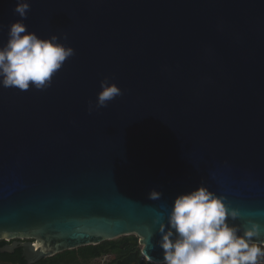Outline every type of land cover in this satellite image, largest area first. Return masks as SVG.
I'll use <instances>...</instances> for the list:
<instances>
[{"label":"water","instance_id":"obj_1","mask_svg":"<svg viewBox=\"0 0 264 264\" xmlns=\"http://www.w3.org/2000/svg\"><path fill=\"white\" fill-rule=\"evenodd\" d=\"M27 2V31L75 54L43 90L0 86V253L135 235L162 264L159 222L199 186L264 241V0ZM15 4L0 0V47ZM105 78L122 95L97 109Z\"/></svg>","mask_w":264,"mask_h":264},{"label":"clouds","instance_id":"obj_2","mask_svg":"<svg viewBox=\"0 0 264 264\" xmlns=\"http://www.w3.org/2000/svg\"><path fill=\"white\" fill-rule=\"evenodd\" d=\"M29 11L27 0H16L13 12L21 19L9 25L7 42L0 47V86L4 88L26 91L31 86L43 90L75 54L72 47L61 43L55 35L41 39L27 31L23 20ZM100 88L95 102L97 109L107 107L108 102L122 95L121 89L108 78L101 81ZM92 110L89 102V113ZM161 196L155 190L148 194L150 200H159ZM238 216L222 197L205 186L178 195L166 224L158 221L162 264H264V241L258 242V225L242 230L230 223Z\"/></svg>","mask_w":264,"mask_h":264},{"label":"flooded vegetation","instance_id":"obj_3","mask_svg":"<svg viewBox=\"0 0 264 264\" xmlns=\"http://www.w3.org/2000/svg\"><path fill=\"white\" fill-rule=\"evenodd\" d=\"M6 242L9 244L11 241ZM107 242L108 243L95 251L80 252L76 250L66 256L53 258L57 255L55 254L43 258L34 264H97L99 262H106L105 264H118L126 258L136 259L137 264H152L141 256V250L138 248L139 243L135 237L125 236L119 241L109 240Z\"/></svg>","mask_w":264,"mask_h":264},{"label":"trees","instance_id":"obj_4","mask_svg":"<svg viewBox=\"0 0 264 264\" xmlns=\"http://www.w3.org/2000/svg\"><path fill=\"white\" fill-rule=\"evenodd\" d=\"M8 242L1 240L0 241V248H2L3 246H5ZM106 242L100 243L98 245H89V246H84V247H79L77 249L74 250H69V251H64L63 253L57 254L55 257L53 258H60L63 256H66L68 254H70L71 252L74 251H80V252H91V251H95L100 249L102 246H104ZM0 264H26L25 260L22 258V254H21V250L20 249H16L12 254H1L0 253Z\"/></svg>","mask_w":264,"mask_h":264},{"label":"rangeland","instance_id":"obj_5","mask_svg":"<svg viewBox=\"0 0 264 264\" xmlns=\"http://www.w3.org/2000/svg\"><path fill=\"white\" fill-rule=\"evenodd\" d=\"M125 236H123V237H119V238H116V239H113V241H119V240H121L122 238H124ZM126 237H135L137 240H139V238L137 237V236H135V235H130V236H126ZM138 248H139V250H141V248H142V246L141 245H138ZM106 262H99V263H97V264H105Z\"/></svg>","mask_w":264,"mask_h":264}]
</instances>
